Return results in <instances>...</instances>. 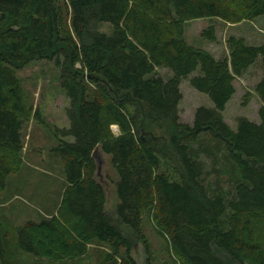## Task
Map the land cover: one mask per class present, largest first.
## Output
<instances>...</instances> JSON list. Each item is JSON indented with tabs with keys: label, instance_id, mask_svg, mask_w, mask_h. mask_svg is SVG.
Segmentation results:
<instances>
[{
	"label": "trees",
	"instance_id": "1",
	"mask_svg": "<svg viewBox=\"0 0 264 264\" xmlns=\"http://www.w3.org/2000/svg\"><path fill=\"white\" fill-rule=\"evenodd\" d=\"M258 16L264 0H0V194L22 166L21 131L33 117L16 72L53 61L70 100L68 126L55 128L51 149L62 163L60 202L14 237L0 219V263L14 264L12 247L38 258L79 259L98 241L112 248L99 264H117L120 249L134 264L133 241L144 240L150 213L182 264H264V44L230 36L228 55L215 59L184 39L188 20ZM101 22L111 24V35L98 30ZM203 34L215 40L212 26ZM257 59L259 121L241 116L232 129L223 111L233 82ZM158 68L171 74L164 78ZM197 70L189 84L213 106H198L189 124L179 120L180 83ZM95 149L117 176L113 211L95 177Z\"/></svg>",
	"mask_w": 264,
	"mask_h": 264
},
{
	"label": "rangeland",
	"instance_id": "2",
	"mask_svg": "<svg viewBox=\"0 0 264 264\" xmlns=\"http://www.w3.org/2000/svg\"><path fill=\"white\" fill-rule=\"evenodd\" d=\"M210 26L214 29L215 40H209L203 34ZM98 30L111 35L112 26L101 22L98 24ZM230 36L242 38L248 45L264 44V16L250 20L242 19L234 23L216 17L192 19L184 23L185 41L193 47L208 51L215 59L228 55L227 39ZM262 70L260 60L257 59L242 75L235 78L233 82L235 92L223 111L224 120L232 129H236V120L241 116L251 121H259L258 109L262 105V100L255 88ZM157 72L164 78L171 74L165 68H158ZM16 74L21 81L33 117L24 122L21 131L22 166L17 172L10 174L6 190L0 194V219L3 226L11 230L12 237L16 228L27 221H39L51 216L60 202L65 183L62 163L51 149L57 143L53 133L55 128L68 126L66 110L70 106V100L59 85L58 69L53 61H33ZM197 74L198 70L180 83L182 99L179 103V120L189 124L198 106H213L206 94L190 86L189 79ZM39 117L42 123L39 122ZM163 128L152 127V130L155 134L162 135ZM111 129L115 135L119 133L117 126L113 125ZM67 140L72 141L71 138ZM95 162L96 179L101 181L104 187L107 209L113 211L117 203L113 183L117 176L109 157L99 150L95 152ZM205 162L206 169L209 170L211 168L209 160ZM160 170L170 176L173 175L172 169L166 165ZM210 179L214 183L216 177L210 175ZM220 180L223 187L227 188L226 176L220 177ZM123 229L125 232L128 231L125 227ZM141 232L144 240H134L129 255L134 264H182L173 253L169 238L157 228L150 213L143 217ZM260 237L264 239L263 234ZM11 242L14 244V240ZM108 252H112L109 244L92 241L88 244L87 253L79 259L38 258L15 247L10 250L8 259L14 264H99ZM117 264H132L124 249L119 250Z\"/></svg>",
	"mask_w": 264,
	"mask_h": 264
},
{
	"label": "water",
	"instance_id": "3",
	"mask_svg": "<svg viewBox=\"0 0 264 264\" xmlns=\"http://www.w3.org/2000/svg\"><path fill=\"white\" fill-rule=\"evenodd\" d=\"M96 150H97V149H95V150L93 151V154H92L94 161H95V152H96ZM95 163H96V162H95ZM96 175H97V168H96V172H95V177H96ZM98 182L101 183V181H98ZM101 184H102V183H101Z\"/></svg>",
	"mask_w": 264,
	"mask_h": 264
}]
</instances>
